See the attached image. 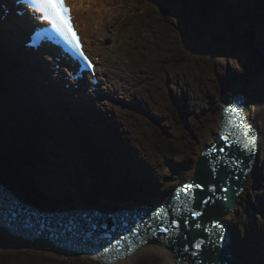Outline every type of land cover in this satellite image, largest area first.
<instances>
[{
  "label": "rangeland",
  "instance_id": "rangeland-1",
  "mask_svg": "<svg viewBox=\"0 0 264 264\" xmlns=\"http://www.w3.org/2000/svg\"><path fill=\"white\" fill-rule=\"evenodd\" d=\"M108 2L107 7L117 11L112 14L110 9V17L104 19L106 25L103 31L110 38L104 55L106 58L109 56L108 59L114 66L111 68L112 73L119 76L115 84L118 81L120 83L119 90L112 91L113 87L111 90L104 89L109 94V99L103 94L98 97L93 93L94 98L83 99L82 104L76 105L90 110L81 116L91 120V123L78 116V112H75L76 115L65 112L66 108L71 107L66 104L67 97L60 90L55 91L58 101L50 98L53 96L48 94L43 85L46 73L41 68H10L15 67L14 63H4L0 55V97L3 92H8L10 96V106L2 109L6 110L5 115L10 116L12 134L15 137L7 141L8 146L1 144L3 149L5 147L6 154L0 153V183L8 188L7 192L13 197L16 196L13 193L21 189L23 197L19 193L18 195L22 198V204L52 212L98 208L107 213L123 208L134 210L137 203L150 208L161 205L177 187L195 176L194 168L199 166L197 161L201 151L215 142L224 122H227L225 111L238 98L241 101V119L232 118L229 125L234 127L246 124L247 127L243 126L245 129H240L241 149L248 139V143L255 138L258 141L255 152L251 153L252 166L250 164L251 171L247 174L246 181H243L246 174L232 175L233 183L239 179L236 184L240 189L235 195L233 207L226 211V233L232 238L233 245L236 242L235 249L239 257L245 255L250 258V241L246 238L250 233L249 226L253 224L250 218H256L257 231L264 232V220L254 213L263 210L259 200L264 191V0H231L232 6L224 0H199L206 9L207 3H221L225 13L217 19L209 14H216L215 11L210 9L207 12L203 6L199 11L190 7L189 14L185 8L183 11L175 9L174 14L169 11V17L158 18L164 27L161 34L166 38V43L157 51L155 39L151 38L147 30V21L152 17L149 8L152 3L147 0L143 3H135L134 0ZM142 5L143 13L137 11ZM236 11L240 13L239 19L235 18ZM120 16H123L124 25L119 21ZM195 29L205 33L204 41L190 43L187 40L188 34H193ZM117 30L121 41L118 50L111 51V38ZM144 39L145 42L142 41ZM1 40L2 37L0 50L4 44ZM137 48L150 51L133 57ZM158 54L167 59L165 64L169 68H159L160 64L156 66L154 62L151 68V56L158 57ZM177 58H183L184 61L179 62ZM160 63L163 67V59ZM1 65L6 67L2 68ZM44 70L46 72V68ZM4 83L8 86V91L4 89ZM67 96L71 99V95ZM196 106L197 111L194 113ZM75 118L79 119L77 127L72 124ZM99 124H104L105 127H97ZM88 126L93 127L92 131L98 137L100 133H105L106 136L102 138L104 141H94V132L91 134ZM164 137L170 145L168 156L162 152ZM44 138L61 142L83 173L78 174L77 168L73 167H69L72 171L58 170L54 162L48 164L50 167L46 171L41 170L37 166V157L33 156L36 162L28 157L37 153L41 160L42 147L36 148L37 141ZM0 139L1 142L6 140L5 135L0 136ZM118 143L125 147H128V143L132 148L129 150H132V156L137 162L130 167L133 175L121 173V177L115 178L103 173L95 164L99 163L105 169H110L115 160L119 161L120 156H110L109 153L115 151L114 146ZM92 144L95 149L91 150L89 146ZM103 147L106 152L100 151ZM120 148V154L126 151L125 148ZM245 153L248 154L249 150ZM32 164L35 166L32 167ZM26 165L28 166L25 167ZM229 166H232L231 173L235 172L239 167L241 169L242 160L237 158ZM213 175L211 172L208 180L215 181ZM50 176H56L64 182L65 190L61 191L59 184H53ZM110 180H114L113 185ZM206 180L203 177L200 179L203 183ZM213 181L206 184L216 188ZM109 186L114 194L103 191ZM24 192H27L26 196ZM18 202L20 201H15V204ZM145 216L152 219V213ZM165 220L168 221L167 218ZM4 222L0 221V224ZM129 227L131 230L141 228L134 225L132 229L131 224ZM8 230L10 229L2 226L0 228V264H106L96 261L93 253L88 254L89 256L80 254L60 247L52 240L30 239L27 233ZM147 232L145 230L143 234L146 235ZM99 259L103 260L101 257ZM121 264L165 263L158 252L143 249Z\"/></svg>",
  "mask_w": 264,
  "mask_h": 264
},
{
  "label": "bare ground",
  "instance_id": "bare-ground-1",
  "mask_svg": "<svg viewBox=\"0 0 264 264\" xmlns=\"http://www.w3.org/2000/svg\"><path fill=\"white\" fill-rule=\"evenodd\" d=\"M162 4L165 6L164 3H162ZM70 5L73 8V13L76 16V20L78 23L79 30L82 34V37L86 40L90 52H92L94 55L99 56L100 66L98 68L102 72L104 77L109 80V85H107L108 89L111 90L113 87L112 91L119 90L120 81H118L117 85L115 84V86L112 84V77H114L115 80H119L118 79L119 76L117 77L116 75H114L112 73L113 70L111 71V68L113 69L114 66H113L111 60L108 59L109 56L107 55L108 58H106L104 55V49L106 47V44L107 45L109 44L110 38L103 31V27L106 25L104 19L106 17H110L109 10L111 9L112 14L117 10H115V8H108L107 7L109 5L108 0H72ZM123 20H124L123 16H120L119 21H121L124 25L125 21L123 22ZM20 28L21 27L19 26V20L15 21L14 23L0 22V37H2V34L5 36V38L7 40V45L9 46L8 50L10 49V47L14 48V46L17 44V41L21 35V31H20L21 29ZM117 34H118V30L113 32V37L111 38V40L113 41V44L111 45L112 46L111 51H117L118 50V46H119L121 39L120 40L118 39ZM111 51L109 50L108 52H111ZM47 56H48L47 53H42L39 57V60L43 61V67L47 68V74L44 75L45 79H47V77L49 75H50L51 79H53V80L61 79L62 74L61 73H55L53 71L54 69H53L52 65L47 63ZM112 56H114V55H112ZM60 70H65V69L62 68ZM67 73H70V71H66V75H67ZM112 74H113V76H112ZM100 75H101V73H100ZM69 76L74 78L76 76V74L70 73ZM88 81H89V87L91 88V85H92L91 78L89 79V77H88ZM42 82H44V79L42 80ZM90 88H89V90L87 89L88 93H91ZM106 97L109 99V94L106 93ZM6 99L8 100V98H6ZM239 102H241V101L240 100L236 101L237 104H239ZM73 103L74 104H80L77 101H74ZM116 108H117V106H116ZM114 112H116V111L114 110ZM225 113H226V117L228 116V118L226 120L227 122H224V124H223L222 133L215 138V142H211L210 145H208L206 148L203 149V151H201V155L198 158V161L201 157V159H206L207 162L209 161L210 158H214V160L218 161V164L217 165L214 164L213 168L211 170H208V171L204 170L201 165H199L198 167H195L194 168L195 176L192 178V180L189 181V182H196L197 181V183H198L199 178H202V177L207 178V176H208L207 174L209 172H212L214 174L213 179L215 180L214 182L216 185V188L214 190L215 194L211 195V196H208L207 194H205V191L207 189L206 186L198 187V188H196L197 190L192 189V188H188L187 191H179V192H176L175 194L174 193L170 194L168 196L166 202H164L165 204L161 203V205H158V204L153 205V206H151V208H149V210L144 212V215H150L153 212H155V213L158 212L160 214V217H159V220L156 221V223H159L160 220L166 221L165 218H167V220L169 221V220H171L170 216L174 214L175 210L177 209V206L179 204L184 205L185 197H187L189 194H192L193 191H195V193H193L195 195V197L191 198L190 201H192V200L196 201V209H190L191 207H189L187 209V211H185L182 214L181 217H182V219H186V222L188 224H191L192 226L196 227V229H194V230L200 229L205 234V236L209 237V239L215 238L214 243H213L214 245L216 244V239L218 242L221 241V236L219 235V233H221V231H223L226 234V225L228 223L226 221V217H227L228 212H226V211H228L229 209H231L233 207V201H234L235 195L239 192V189H240V186L238 184H236V182L239 179H236L233 183L232 175L237 176V174H240V176H242V175L246 174L245 178L243 180V181H246L247 174L251 171L250 170V168H251L250 164L252 162V159H251L252 156L249 153L255 152V145L258 141L255 138L254 141L248 143L249 139L248 140L245 139L246 140L245 143H247V144H245L242 149L239 148L238 146H239L242 138L239 137L240 135L238 134V132H240V129H244V128L243 127L240 128L239 131L233 130L231 134L228 130L230 129V125H229L230 120H233L236 118L241 119L240 107H236L234 110L233 109H227L225 111ZM2 116L8 122V116L5 114H3ZM117 120H118V118H117ZM236 126H240V124H237ZM233 135L236 137H233ZM225 136H227V138H228L227 141H225L223 139V137H225ZM216 148H221L225 151V152H221V153H231V154L236 153V155L235 154L231 155L228 158V160H226L225 158H222L223 162H221L220 156L216 158L215 155L212 154L213 149H216ZM237 148H239V149H237ZM248 149L250 152L247 154V153H245V151ZM220 155H223V154H220ZM237 158H240L242 160V167H241V169H239L240 167L238 166L239 168L235 172L231 173V166H229V169H228L224 162H227V163H229V165H231L233 162H236ZM198 161H197V165H198ZM244 166H245V170H244ZM233 167H235V166H233ZM228 170H229V172H228ZM228 178H230L231 180H228ZM0 188L6 192L5 195L1 196V198L4 200V202L10 203L13 206L16 205L15 201H19L18 200L19 199L18 194H15L12 192L14 194V196L16 195L15 197H13V195L9 191H8L9 192V194H8V192H7L8 188L6 186H3V184H1V183H0ZM104 189L105 190L109 189V187L104 188ZM8 195L11 196L12 198H10ZM200 196L202 197L201 201H198ZM210 204L211 205L214 204L215 207L212 210H205L206 208L210 207ZM261 205H262V203H261ZM22 210H26V209L23 208ZM94 211L98 212L99 214H105L106 213V211L104 209H98L97 208V209H94ZM193 211L198 213V215H193L192 214ZM261 216H263V215H261ZM146 217H148V216L140 218L144 222L142 225L139 223V221H137L138 217L134 218L132 216H131V219L127 220V222H126V220L124 221V219L121 218V220H120L121 225H119L120 223H116V226H118L119 230H129L130 224L132 225V229H133L134 225H139L141 227V228H139L140 230H143V231L148 230V232H147L148 235L146 234L144 236H141V235L139 236L140 239L145 241V242L139 243L137 245V247H135V250L133 252H128L124 255H121L119 259L121 261H124L128 257L132 256L135 252H138V251L143 250V249H148L149 251L158 252V254H160L162 256V258L164 259L165 264H182L184 262L189 263L188 257L190 259H191V257L189 256L188 253H186L188 256V257H186L184 250H185V248H189L187 244L191 240L194 241V239H193L194 235L191 234L190 238L188 239L187 237L184 236V232H185L184 230H176V231H178V236L176 239L172 237L173 245H174V249H173L171 246H169L163 242L149 240V239H153V238L155 239L156 234L154 236L151 233L152 230L150 229V224H149V222L151 221V218L148 217L149 220H146ZM249 217H251V215H249ZM255 220H256V218L254 219V222H255ZM74 221H77V217L74 218ZM2 222H4V221H2ZM22 223H25V222H22L20 220H15V221L8 223L6 221L3 224H0V228L2 226L5 228H9L10 230H8V231H11L12 227H13L12 225H21ZM25 224H27V223H25ZM65 224H66V222H65ZM99 226L100 227L108 226V221H107L106 217L102 218V221L99 222ZM176 227L178 228L179 226H176ZM180 227H181V225H180ZM185 227H186V225L183 226V229ZM185 229H187V227ZM62 231L63 230L60 229V232H62ZM11 232H13V231H11ZM186 232L189 233L188 230ZM29 238L30 239L34 238L36 240L40 239L41 241H43L45 239H49L46 236H39V237L35 236V237H29ZM196 240H197V238H196ZM181 241H184V242L180 243ZM135 242H137V241H135ZM196 242L197 241H194V243H196ZM68 245L71 246V244H68ZM235 246H236V242L233 245V244H231V242L229 241V238H228L227 243H226V248L233 249L238 256V253L236 252L237 250L235 249ZM180 247H181V249H180ZM69 248H71V249H68V250H74V247H69ZM188 251H189V249H188ZM93 255H95L97 258L101 257V256H97L96 254H93ZM102 259L108 260L109 258L105 257ZM119 259L115 262L120 263ZM237 261L239 264H241L240 258H238Z\"/></svg>",
  "mask_w": 264,
  "mask_h": 264
},
{
  "label": "trees",
  "instance_id": "trees-1",
  "mask_svg": "<svg viewBox=\"0 0 264 264\" xmlns=\"http://www.w3.org/2000/svg\"><path fill=\"white\" fill-rule=\"evenodd\" d=\"M153 1H154V4H157V6H159L162 10H164V11H166V9L169 10L171 14H174L173 11H175V9H180V10L183 11L184 8H185V11H188L187 5L182 0H167V1H161V0L156 1V0H153ZM193 1L196 4L198 3L196 0H193ZM162 3H164L165 6ZM172 17H173V15H172ZM161 32H162V26H159L158 27V33H161ZM187 40L190 43L191 42H194V43L202 42V41L205 40V33L195 29V32L193 34H188ZM164 44H165V39L163 37H160L159 45L162 47V46H164ZM177 59H178L179 62H183L184 61L183 58H177ZM166 61H167V59L163 60L164 63ZM4 85H5L4 89L8 91V86H6L5 83H4ZM0 89H1V85H0ZM6 98H8V100ZM9 100H10V96L8 95V92H3V94L0 97V136L5 135L6 140H3L1 142V139H0V143L7 144V146H8V142L7 141H10V140L15 138L13 136V134H12V126H11L12 121L9 119L10 116L7 115L8 116V124H4L7 121L2 116L3 114H5V111H6L5 109H2V108H8L10 106V101ZM196 108H197V106L194 107V109H195L194 113H196V111H197ZM54 120H56V118H54ZM166 137L162 138L165 141V144L162 146V152L164 151L165 152V156H168L169 153H170V145L167 143L168 139L165 140ZM158 139L160 140V138H158ZM37 142H38V145H37L36 149H39V147L40 148L42 147L43 157L40 160L39 155L36 153V155H31L28 158L30 160L36 162L34 160V158H33V156H36L37 157V161H38V165L37 166H39L41 170H47V168L50 167V166H48V164H51V162H54L56 165L59 162V164L56 166V168L58 170L66 171L67 169H70L69 167H73V169L77 168L78 174L79 173L80 174L83 173L82 172L83 171L82 168L78 164L76 165V163L73 161L72 157L68 154L67 148L63 147V145L61 146V142L57 143L52 138L39 139ZM159 143L160 142H158V144ZM0 149H3V147L0 146ZM103 152H105V151H103ZM0 153H2L3 155L6 154L5 148L3 150H0ZM125 156H126V158L128 157L127 155H125ZM48 157L51 158V161H49ZM39 161H40V164H39ZM123 161H124L125 164L129 163V162H127V160H123ZM95 164H97L99 166V170L101 169L103 171V173L111 174V175L115 176V178L118 177L119 173H122L123 175H129V174L133 175V173H134L131 168H129V167L123 168V166L121 164L120 165H112L110 169H105L99 163H95ZM27 166L28 165H26L25 167H27ZM31 166L34 167L35 165L32 164ZM58 170H55V171H58ZM50 178L53 180L52 181L53 184H59V187H60L61 191H62V189L65 190L64 189V187H65L64 184L65 183L60 181V180H58V177L50 176ZM110 183L113 185L114 184V180H110ZM25 186H27V184ZM61 186H63V187L61 188ZM112 191L113 190H111V188L106 189V192H108V194H114V192L112 193ZM259 203H260V205L262 203L261 206L263 207V210H259V212L255 211L254 213L258 214L264 220V191L262 192L261 199L259 200ZM261 215H263V216H261ZM252 219L250 218V220H251V222H253V224L251 226H249V230H250L249 232L250 233H248V235H247V238H248L247 241L248 242L250 241V243H248V244H250L249 247L252 250V254H253L252 256L255 259V262L257 263L256 257H259V255H262L263 259H259L258 263L259 264H264V252H263L264 251V241H263L264 240V232L263 231H259V232L257 231L258 226L253 221L255 218L253 220ZM258 223H263V222H258ZM262 248H263V251H262Z\"/></svg>",
  "mask_w": 264,
  "mask_h": 264
},
{
  "label": "snow or ice",
  "instance_id": "snow-or-ice-1",
  "mask_svg": "<svg viewBox=\"0 0 264 264\" xmlns=\"http://www.w3.org/2000/svg\"><path fill=\"white\" fill-rule=\"evenodd\" d=\"M25 2L34 13L39 14L40 20L46 22V34L49 35V38H55L63 42L70 50L83 58L86 62V67L91 66V62L82 49L80 39L71 25V10L65 0H25ZM223 139L225 141L228 140L227 136L223 137ZM221 151H223V149H221ZM191 187H193V185H187L183 191H187V189ZM195 187H201V185H195ZM193 215H198V213H193ZM171 223L175 225L177 222L173 220ZM137 231L138 228L133 229L130 234L134 236ZM156 231L167 233L168 228L158 227ZM153 235H155V231ZM161 239L164 238L162 237ZM140 242L144 243L145 241L141 240ZM116 243L119 245V240ZM194 246L199 248L200 243H196ZM107 251L108 250L105 249V252ZM185 251H187V249H185ZM99 255L101 258H105L103 252Z\"/></svg>",
  "mask_w": 264,
  "mask_h": 264
},
{
  "label": "water",
  "instance_id": "water-1",
  "mask_svg": "<svg viewBox=\"0 0 264 264\" xmlns=\"http://www.w3.org/2000/svg\"><path fill=\"white\" fill-rule=\"evenodd\" d=\"M236 107H240V105H238V104H236L235 105V108ZM234 108V109H235ZM244 125L242 124V125H240V126H234V127H230V129L228 130L229 132H230V134L232 133V131L234 130V129H237V131H239V129L240 128H242ZM244 129H245V127H243ZM238 134L240 135V132H238ZM239 148L241 147V145L239 144V146H238ZM239 148H237V149H239ZM249 150V149H248ZM221 152H225L224 150L223 151H221V148H216V149H213V155H218V156H220V161L221 162H223V160H222V158H225L226 160H228V158L231 156V155H236V153H234V154H231V153H221ZM250 152V151H249ZM220 154H223V155H220ZM249 154H251V153H249ZM207 163H211L213 166H214V164H218L217 163V161H215L214 160V158H211V159H209V161L207 162ZM225 164H226V166H227V168H228V166H229V163H227V162H224ZM200 164V162L198 163V165ZM251 165H252V163H251ZM204 166L205 167H203V169L204 170H206V171H208V170H210L208 167H210V165L209 164H206V163H204ZM212 167V166H211ZM232 167V166H231ZM229 169V168H228ZM240 169V168H239ZM244 170H245V166H244ZM229 171V170H228ZM210 174H211V172H209L207 175V178L208 179H210L209 178V176H210ZM204 179V178H203ZM206 180V179H205ZM204 180V181H205ZM208 181H213V180H206V182L208 183ZM198 182H200V183H202L201 181H200V179H199V181ZM206 182L204 183V186H206V191L205 192H207L208 190H209V187L211 186V185H209V184H206ZM214 182V181H213ZM195 183H197V181L195 182ZM208 185V186H207ZM215 186V185H214ZM197 190V189H196ZM210 192L209 193H212L211 195H213V193L215 192H212L211 190H209ZM195 192V191H194ZM208 193V192H207ZM2 195H5V192H4V194H2ZM204 195V194H203ZM201 196H200V198H199V200L198 201H201ZM2 199V198H1ZM194 205H193V208H196V201L194 200ZM215 206H214V204L213 205H211L210 204V207H208V208H206L205 210H212L213 208H214ZM187 211V210H186ZM34 216L35 217H40L38 214H34ZM170 218H172L171 216H170ZM170 221V220H169ZM168 221V223H171V221L169 222ZM167 223V222H166ZM184 225H186V227H187V229H183V226ZM176 226V224L175 225H173L172 224V227H175ZM178 226V225H177ZM182 228V229H181ZM53 229V227L50 225V226H48V228H44V230H52ZM194 229H196V227H194V226H192L191 224H188L187 222H186V219H181V227L179 226L178 228H177V230H184L185 232H184V235H187V238L189 239L190 238V236H191V234H193L194 235V237H193V239H194V241H197L196 243H200V247L199 248H196L194 245L196 244V243H194V241L193 240H191L187 245H188V247L189 248H185V249H187V251L185 252V255H187L186 253H188L189 255L191 254L192 255V257H191V259H190V262H191V264H198V262H199V260L202 258V259H204L205 261H207L208 263H214V264H218L221 260H222V258H224L223 256H221L220 255V253H222V252H224V248H223V245H224V243L222 242V241H220V242H218L217 241V239H216V244L214 245L213 243H214V240H215V238H211V239H209V237L208 236H205V234L199 229V230H194ZM22 230H29L28 228H26V229H23L22 228ZM168 230H171V227H169V229ZM189 231V233L188 232H186V231ZM223 232L221 231V233H219V235L224 239V240H226V242H227V240H228V236L226 235V236H223V234H222ZM165 236V235H164ZM163 236V237H164ZM173 237L175 238V236L173 235ZM52 238L53 239H56L57 237H55V236H52ZM158 239H160L161 237H157ZM196 238H197V240H196ZM199 239V240H198ZM188 241V240H187ZM193 241V242H192ZM184 241H181L180 243H183ZM171 244V243H170ZM172 245V244H171ZM173 246V245H172ZM174 247V246H173ZM180 249H181V247H180ZM183 249V248H182ZM188 249H189V251H188ZM185 251V250H184ZM197 258V259H196ZM226 258H228V256L226 257ZM200 264H204L203 262H201Z\"/></svg>",
  "mask_w": 264,
  "mask_h": 264
}]
</instances>
